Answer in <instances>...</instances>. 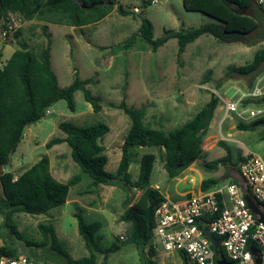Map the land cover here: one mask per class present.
I'll use <instances>...</instances> for the list:
<instances>
[{
	"label": "rangeland",
	"instance_id": "obj_1",
	"mask_svg": "<svg viewBox=\"0 0 264 264\" xmlns=\"http://www.w3.org/2000/svg\"><path fill=\"white\" fill-rule=\"evenodd\" d=\"M145 2L147 0H108L113 7L111 13L98 23L81 28L38 20L24 21L21 16L17 17L20 36L14 38L17 30L13 29L7 40H0V69L11 54L19 49L20 43L25 42L35 54L48 45L51 68L59 87H68L76 78L92 79L85 89L98 98L101 110L95 113L83 99L81 91L74 94V112L68 110L65 101H58L39 122L24 130L22 140L2 172H11L18 177L47 156L50 174L56 181L66 183L81 175L65 143L51 149L45 147L51 139L65 137L58 129L62 122L80 127L106 124L109 132L101 141L108 158L105 170L115 172L121 157V146L130 127L129 118L116 108L122 99L129 108H145L146 126L161 128L168 133L209 104L212 93L218 100L201 144V158L190 163L178 177L170 179L164 169V155L158 148L134 149L133 162L129 167L132 183L138 179L140 158L146 154L156 157L150 176L151 187L171 201L183 200V196L196 192L205 179H217L220 185L238 180V166H229L228 169L219 166L215 171L202 166L204 162L225 155L221 142L233 152V157L238 152L243 156L252 152L264 160V128L258 126L254 131H240L237 128L238 123L247 124L264 118V64L252 81L234 74L227 75L229 70L250 63L257 50L264 48V30L254 33V40L257 41L254 46L243 41L222 42L211 35H203L186 46L181 55V65L177 61L178 44L174 38L156 52L139 38L135 39L130 50H121L118 45L137 33L141 14L152 23L154 40L161 38L167 30L178 32L217 23L199 12L184 10L182 0H158L155 4L143 6ZM118 4L131 14L119 15L116 11ZM254 13L258 24L264 27V13L257 9H254ZM14 15L10 14L8 18ZM7 24L0 20V31ZM258 80H262L263 94L252 97L250 93ZM237 90L244 95L242 99ZM239 99L237 113H229L221 122L225 114L223 100L237 102ZM259 110L263 112L257 115ZM220 134L233 141L221 140ZM90 182L88 176L81 175L79 182L70 187L67 202L47 214H14L12 219L16 234L3 226V215L0 213V248L12 245L15 254L30 258L32 263L66 264L48 246L37 248L28 245L42 240L39 224H51L59 242L74 260L89 257L74 218L77 205L84 210L88 221L102 223L97 234L100 245L106 248L116 244L119 247L110 255H97L94 264H142L135 247L127 242L130 225L120 220L124 209L137 201L141 191L134 187L126 192L119 187L100 186L90 192ZM132 195L134 199L130 202ZM154 259L155 264H182L177 254L156 255Z\"/></svg>",
	"mask_w": 264,
	"mask_h": 264
},
{
	"label": "trees",
	"instance_id": "obj_2",
	"mask_svg": "<svg viewBox=\"0 0 264 264\" xmlns=\"http://www.w3.org/2000/svg\"><path fill=\"white\" fill-rule=\"evenodd\" d=\"M252 0H182L184 10L199 12L214 19L217 23L205 24L198 28H189L178 32L167 30L164 35L154 40L153 25L140 15V27L137 33L118 45V48L128 51L132 48L135 39L146 42L153 52H156L168 40H177V61L188 44L193 43L203 35H211L222 42H247L254 46V33L258 34V22L254 13L255 7L248 8ZM151 4V0L143 6ZM253 9L254 18L242 15ZM113 7L108 0H0V20L9 21L10 14H19L24 21H43L56 25H67L81 28L95 24L111 13ZM116 11L121 16H128L130 11L120 4ZM260 11V10H259ZM263 13L262 11H260ZM254 32V33H253ZM20 36L16 31L14 38ZM264 64V48L257 50L252 61L244 66L229 70L227 75L234 74L252 81L262 70ZM92 83V79L79 80L78 78L65 88H60L57 78L51 68L50 49L47 45L38 54L29 50L25 42L19 44L0 69V166L2 169L10 162L17 145L23 138L24 130L39 122L49 108L63 100L69 111H75V92L81 91L85 102L91 105L97 113L101 110L98 98L94 97L85 86ZM217 98L211 108L207 105L201 108L190 120L173 131L150 128L144 124L145 108H129L122 99L117 109L122 111L130 120V127L121 146V157L115 172H108L105 167L108 162L104 154L105 148L101 144L108 134L109 127L103 123H95L80 127L68 122H62L58 129L65 135L64 138H54L45 144L46 149L65 143L70 149L72 161L79 168L81 175H86L91 182L88 184L90 192L100 186H114L129 191L135 188L141 191L136 202L126 207L120 220L128 223L127 242L133 245L142 264H155L156 252L150 246L154 213L166 200L156 189L151 187L150 176L156 157L152 154L140 158L138 179L131 181L129 167L133 162V150L144 147H156L164 155V169L170 179H174L189 166L190 161L201 158V144L211 124L217 105ZM260 103L259 101L257 102ZM247 104V103H245ZM238 123L240 131H254V123ZM225 155L214 161L204 162L202 166L215 171L219 166L228 169L229 166H238L245 157L233 152L221 142ZM81 175L75 176L66 183L56 181L50 174V163L47 156L31 165L18 177L11 172H2L0 175V213L3 215V226L16 234L13 215L25 213L30 215L47 214L50 210L61 207L67 202L70 187L75 186ZM219 185L217 179H205L200 184L201 190H208ZM74 218L77 222L78 234L89 257L74 260L59 242L51 224H39L42 240L38 243H28L29 246L44 248L46 246L63 259L66 264H94L97 255H110L119 247L111 244L109 247L100 245L98 232L102 228L100 221H88L84 210L75 207ZM3 246L0 248V258L16 257L12 249ZM225 256L221 247L218 248L215 260ZM182 264L186 263L184 255L179 256ZM30 262V258H28ZM33 264H37L35 261Z\"/></svg>",
	"mask_w": 264,
	"mask_h": 264
},
{
	"label": "built area",
	"instance_id": "obj_3",
	"mask_svg": "<svg viewBox=\"0 0 264 264\" xmlns=\"http://www.w3.org/2000/svg\"><path fill=\"white\" fill-rule=\"evenodd\" d=\"M253 1L255 8L264 13V0ZM157 2L151 0V4ZM19 16L10 17L6 27L0 31V40H7L11 30L18 29ZM261 83L262 80L257 81L250 96H262ZM243 97L241 93V99ZM241 99L237 102L223 100L225 114L221 122L229 113H237ZM262 112L259 110L256 114ZM220 138L233 141L221 134ZM244 157L238 165V180H230L205 191L198 189L183 196V200L166 199L156 209L150 239L156 255L182 254L187 264H216L215 250L206 238L208 232L216 238L230 264H254L251 249L258 251L264 264V224L258 222L244 199L248 194L264 213V160L252 152H247ZM0 264L33 263L18 255L0 258Z\"/></svg>",
	"mask_w": 264,
	"mask_h": 264
},
{
	"label": "water",
	"instance_id": "obj_4",
	"mask_svg": "<svg viewBox=\"0 0 264 264\" xmlns=\"http://www.w3.org/2000/svg\"><path fill=\"white\" fill-rule=\"evenodd\" d=\"M108 4H110V3H108ZM251 7H255V3H254L253 0L251 1V3L248 6V8H251ZM241 13H242V15L248 16L250 18H254L253 9H250L249 12H247L246 10H242ZM153 69H154V67H153ZM210 99H211V101L207 105V108H211L213 106V104H214V99H215L214 93L211 94ZM179 101H180V98L177 99V102H179ZM258 126H264V118L258 119L252 124V127H258ZM192 162L193 161H190L189 164L192 163ZM1 174H2V166H0V175ZM129 191H131V189ZM133 199H134V195H132V199L130 200V202H132ZM244 199H245V201H246V203L248 205V208L252 212V214L255 217H257L258 222L264 224V213L260 210L258 205L253 201V199L248 194H246L244 196ZM206 238L212 243V246H213V248L215 250V253L217 254V251H218V248H219V243L216 240V238L212 234H210L208 232L206 233ZM251 252H252V255H253L254 264H262V259L260 257V254L258 253V251L255 250V249H251ZM216 264H230V263L226 260V258L224 256L221 255L217 259Z\"/></svg>",
	"mask_w": 264,
	"mask_h": 264
},
{
	"label": "flooded vegetation",
	"instance_id": "obj_5",
	"mask_svg": "<svg viewBox=\"0 0 264 264\" xmlns=\"http://www.w3.org/2000/svg\"><path fill=\"white\" fill-rule=\"evenodd\" d=\"M255 9H257V8H255ZM258 10V9H257ZM262 30H264V27L262 26V25H259L258 24V29H257V31H262ZM263 40H264V37H263ZM241 41V40H240ZM242 42V41H241ZM262 119V118H261ZM261 127H263L264 128V126H261Z\"/></svg>",
	"mask_w": 264,
	"mask_h": 264
},
{
	"label": "crops",
	"instance_id": "obj_6",
	"mask_svg": "<svg viewBox=\"0 0 264 264\" xmlns=\"http://www.w3.org/2000/svg\"><path fill=\"white\" fill-rule=\"evenodd\" d=\"M61 88V87H60ZM119 163V162H118ZM166 199V198H165ZM169 200V199H168Z\"/></svg>",
	"mask_w": 264,
	"mask_h": 264
}]
</instances>
